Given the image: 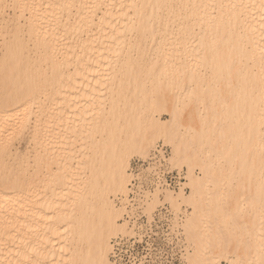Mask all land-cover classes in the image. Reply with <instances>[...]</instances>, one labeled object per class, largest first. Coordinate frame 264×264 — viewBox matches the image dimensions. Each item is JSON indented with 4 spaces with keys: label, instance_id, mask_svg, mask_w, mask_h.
<instances>
[{
    "label": "bare ground",
    "instance_id": "1",
    "mask_svg": "<svg viewBox=\"0 0 264 264\" xmlns=\"http://www.w3.org/2000/svg\"><path fill=\"white\" fill-rule=\"evenodd\" d=\"M149 39L160 41L141 64L132 53ZM117 128L122 149L96 139ZM160 138L189 169V194L163 179L152 194L193 209L175 221L187 263L233 250L228 264H264V0H0V264H117L116 243L142 240L130 156L155 169ZM76 144L93 157L73 176ZM101 176L116 198L129 191L127 210L99 195Z\"/></svg>",
    "mask_w": 264,
    "mask_h": 264
},
{
    "label": "rangeland",
    "instance_id": "2",
    "mask_svg": "<svg viewBox=\"0 0 264 264\" xmlns=\"http://www.w3.org/2000/svg\"><path fill=\"white\" fill-rule=\"evenodd\" d=\"M159 41H160L159 39H153V40L149 39L145 44H140L141 47L144 45H145V47H147V49L145 50V55L141 56L139 53H136L135 51H133L132 54H133L134 58L137 59L141 64L147 63L150 60V58L152 57L153 52H154V48L156 47V45L158 44ZM154 74H157V70L143 74L144 80L146 82V86H145L146 90H150L149 85H150L151 80L155 79L153 76ZM150 78H151V80H150ZM131 82H132V85L128 86L123 91L125 98L129 101L136 99V93L139 90L138 86L140 85L139 80H137L136 77H134V75H133V79L131 80ZM112 89L115 93L119 91V88L117 85H113ZM132 106H133V104L126 102L121 107L125 111L122 109L121 110H122V112H125L128 114L129 112L132 111V109H133ZM143 107L146 108V105L144 104ZM146 112H148V109L146 110ZM54 114L56 116H59L61 114V112H58L57 110H55ZM169 119L170 118L167 115L163 114L162 120L164 122L168 121ZM125 121L126 120L118 119L117 123L119 124L120 127H122L123 124L125 123ZM118 130H119V132L117 131L116 133H112L111 131L99 133V134H97L96 139L100 142L104 141V139L105 140L107 139L108 141H110V140L113 141V143L115 141L119 140L120 148H121L122 144L125 143V130L123 131V133L120 132V129H118ZM29 143H30L29 135H21L18 137V139L16 141V146H17L19 151H21L22 153H26V152H28V151L30 152V150H32V148H29V147H31L32 144H29ZM62 143H63V141H62ZM167 144L168 143L164 144V141L160 138L157 141V144L155 145V147L158 146V150L156 152L157 156L160 154V152H158L159 150H161L165 156L164 159L162 158V156L160 157L159 161L161 160V163H157V165L154 166L155 169L149 168L150 167V161H149L148 156L144 158V157H141L140 155H138L136 153H134L130 156L129 171L131 168L132 170L130 171V173L134 174V177L131 179L130 184H128V182H127V186H129V188L131 189V184H132L133 180L139 176H140V180L138 178L139 185L140 184L142 185V186H140V187H142V189L139 192L140 195L138 194V200L135 201L136 204L138 203V205H136V207H135L136 209L134 207L131 208V210L133 209V211H135L134 213L137 216V220H139L141 227H142V229H141L142 233L140 236L142 238V240H141L142 245L136 247V250L133 253L136 257H137V255L147 257V259L150 262L148 264H188L187 260L185 258V254H186L185 253V251H186L185 247L188 245H185L186 242H185V238L182 234V230L179 229V227H176L175 221H177V223H179L180 221H182L181 218H184L185 214H189V213L193 212V209L190 206L182 205L181 210L178 211V213H177L175 211L174 207L169 203L168 198L166 197L164 191H162V192L161 191L160 192L155 191L154 192V194L155 193L159 194V197L157 200H155L153 197L154 195H152L153 190H157L158 185L156 188V183L160 179H163L166 181L167 185H166V187H164L166 189H170L172 191L179 192V190L184 188V191L188 194L191 191L190 187L188 185H186L187 183H189L187 180V176H188V172H189L188 167L185 165H178V164L175 165V164H172L169 162L170 157H172V148L169 144L167 146ZM80 147L81 146H79V144H76L75 149H71L72 153L68 156L69 161H70V163H68V164L71 165L70 168L73 171L72 172L73 176L75 175V173L78 170V168L76 167V165L78 164V160L82 159L83 157H91V156L93 157L92 152L81 150ZM120 148L118 150H114V152L115 153L118 152L120 150ZM152 150H153V148L150 150V152L148 154L149 156L151 155ZM32 153H30L31 154L30 157H32ZM131 153L132 152H129L127 155L129 156ZM101 155H102V153L98 154L93 160L97 161V158L99 160H101ZM148 168L150 170H148ZM196 173L200 174V172L198 170H196ZM151 174H153V175H151ZM100 179L102 182V189H101V192H99V195L103 194V195H105V197H109L111 200H113V203L115 201V204H116L115 206L117 208L119 206H120L119 208H122L121 205H123L124 207L126 206L125 209L127 210V208L130 205H129V202L124 200V199L126 197H128L129 191L127 192V195H125V196H124V194H120V192H118L117 193L118 196L116 198L115 194L113 193V191L115 189L113 188L114 190H111V189L109 190L108 183H107V177L101 176ZM144 185H145V187H144ZM146 187L150 191H148L146 189ZM164 188H162V190ZM146 190L148 191V195H147ZM144 191L146 192V195L141 194L142 192L145 193ZM149 192L151 194H149ZM145 196L147 198H145ZM123 197H125V198H123ZM120 198H122V200L124 202L126 201V203H124L123 201L121 202L119 200ZM144 201H145V204H143ZM120 202H121V205H120ZM140 203L143 204L142 207L140 206ZM154 203H155V205H154L153 209L150 211L148 206L151 204H154ZM113 207H114V205H113ZM141 208H143V210ZM126 213L127 212H125V213L123 212L124 215ZM175 215L178 217H176ZM149 217L150 218L152 217V218L149 219ZM143 224H146V226H143ZM126 232L128 233V230ZM131 232H134L133 236H132L133 233L130 234ZM121 234L124 235V232L120 233L119 236ZM142 234H143V236H142ZM119 236L117 238H119ZM125 236L126 237L130 236L129 239H133V237H136L137 232L135 231V228H131L129 235L127 234ZM125 236H120V237H125ZM117 238L115 237V239H117ZM115 239H113V241ZM236 257L237 256L233 253V250L230 252L229 251H227V252L226 251H223V252L218 251L214 254L213 259L217 260V262H220L221 264H228V262H230L232 259H235Z\"/></svg>",
    "mask_w": 264,
    "mask_h": 264
},
{
    "label": "built area",
    "instance_id": "3",
    "mask_svg": "<svg viewBox=\"0 0 264 264\" xmlns=\"http://www.w3.org/2000/svg\"><path fill=\"white\" fill-rule=\"evenodd\" d=\"M135 220V218H133ZM143 236V234H142ZM115 244V243H114ZM142 245V242L133 241V242H124V240L119 241L116 243V251L117 254L115 255V259L117 260V264H148L149 260L147 257L134 255V251L136 247ZM141 257V258H140ZM146 258V259H145Z\"/></svg>",
    "mask_w": 264,
    "mask_h": 264
}]
</instances>
